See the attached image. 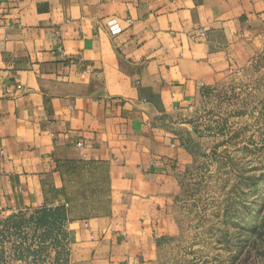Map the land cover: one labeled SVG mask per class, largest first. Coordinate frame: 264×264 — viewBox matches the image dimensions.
<instances>
[{
  "label": "crops",
  "instance_id": "1",
  "mask_svg": "<svg viewBox=\"0 0 264 264\" xmlns=\"http://www.w3.org/2000/svg\"><path fill=\"white\" fill-rule=\"evenodd\" d=\"M263 48L264 0H0L1 206L73 207L85 173L109 199L69 221L74 256L152 257L187 155L181 115Z\"/></svg>",
  "mask_w": 264,
  "mask_h": 264
},
{
  "label": "rangeland",
  "instance_id": "2",
  "mask_svg": "<svg viewBox=\"0 0 264 264\" xmlns=\"http://www.w3.org/2000/svg\"><path fill=\"white\" fill-rule=\"evenodd\" d=\"M181 118L179 188L158 202L165 230L139 264H264V48L204 85ZM74 180L73 207L0 201V264H91L74 256L69 221L106 211L109 197L104 182Z\"/></svg>",
  "mask_w": 264,
  "mask_h": 264
},
{
  "label": "built area",
  "instance_id": "3",
  "mask_svg": "<svg viewBox=\"0 0 264 264\" xmlns=\"http://www.w3.org/2000/svg\"><path fill=\"white\" fill-rule=\"evenodd\" d=\"M128 22H132V19H127ZM106 27L112 35L120 33L124 29V25L120 21V18L117 16H110L106 21ZM80 146H83V143H79Z\"/></svg>",
  "mask_w": 264,
  "mask_h": 264
}]
</instances>
